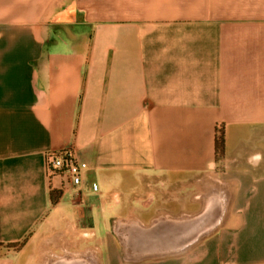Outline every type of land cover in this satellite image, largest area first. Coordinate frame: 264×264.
<instances>
[{
	"label": "crops",
	"instance_id": "1",
	"mask_svg": "<svg viewBox=\"0 0 264 264\" xmlns=\"http://www.w3.org/2000/svg\"><path fill=\"white\" fill-rule=\"evenodd\" d=\"M64 149L80 184L47 168ZM0 243V264H264V0H0Z\"/></svg>",
	"mask_w": 264,
	"mask_h": 264
},
{
	"label": "water",
	"instance_id": "2",
	"mask_svg": "<svg viewBox=\"0 0 264 264\" xmlns=\"http://www.w3.org/2000/svg\"><path fill=\"white\" fill-rule=\"evenodd\" d=\"M218 211L219 206L211 202L195 217L166 222L170 239L172 240L173 237L180 233L182 240L186 241L185 245L181 247L184 248L189 242H193L200 235H204L215 226L220 219V214L219 218L217 215ZM180 226L182 227L181 231L178 230Z\"/></svg>",
	"mask_w": 264,
	"mask_h": 264
},
{
	"label": "built area",
	"instance_id": "3",
	"mask_svg": "<svg viewBox=\"0 0 264 264\" xmlns=\"http://www.w3.org/2000/svg\"><path fill=\"white\" fill-rule=\"evenodd\" d=\"M46 163L49 172L60 173L65 179L72 181L74 184L82 182V172L87 166L85 162L79 161L68 149L49 152Z\"/></svg>",
	"mask_w": 264,
	"mask_h": 264
},
{
	"label": "trees",
	"instance_id": "4",
	"mask_svg": "<svg viewBox=\"0 0 264 264\" xmlns=\"http://www.w3.org/2000/svg\"><path fill=\"white\" fill-rule=\"evenodd\" d=\"M214 153H215V159L217 162H222L225 156V134H224V129L222 126L218 127L215 132L214 136ZM62 191L61 190H56V191H51V201L55 203L59 198L61 197ZM0 245H2L0 243ZM8 248L9 247H18L17 243L16 244H7L6 245Z\"/></svg>",
	"mask_w": 264,
	"mask_h": 264
},
{
	"label": "rangeland",
	"instance_id": "5",
	"mask_svg": "<svg viewBox=\"0 0 264 264\" xmlns=\"http://www.w3.org/2000/svg\"><path fill=\"white\" fill-rule=\"evenodd\" d=\"M175 209H173V211H174ZM6 248H8L6 245H0V251H3V250H5Z\"/></svg>",
	"mask_w": 264,
	"mask_h": 264
}]
</instances>
